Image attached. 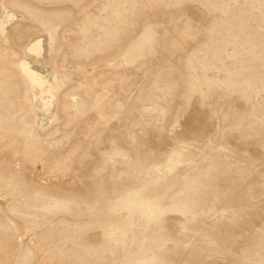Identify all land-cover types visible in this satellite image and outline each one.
Wrapping results in <instances>:
<instances>
[{"label":"rangeland","instance_id":"1","mask_svg":"<svg viewBox=\"0 0 264 264\" xmlns=\"http://www.w3.org/2000/svg\"><path fill=\"white\" fill-rule=\"evenodd\" d=\"M0 264H264V0H0Z\"/></svg>","mask_w":264,"mask_h":264},{"label":"bare ground","instance_id":"2","mask_svg":"<svg viewBox=\"0 0 264 264\" xmlns=\"http://www.w3.org/2000/svg\"><path fill=\"white\" fill-rule=\"evenodd\" d=\"M28 51L31 54H36V55H40L43 52V44H42V40H38L34 43H32L29 47H28ZM24 71L28 77V79L31 81V83L37 85V86H42V81L37 77V75L30 69V67L27 64L23 65Z\"/></svg>","mask_w":264,"mask_h":264}]
</instances>
